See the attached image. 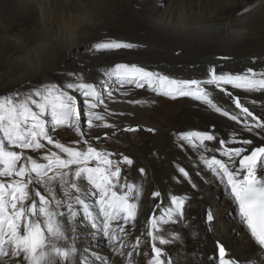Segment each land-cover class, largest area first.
<instances>
[{
  "label": "bare ground",
  "instance_id": "6f19581e",
  "mask_svg": "<svg viewBox=\"0 0 264 264\" xmlns=\"http://www.w3.org/2000/svg\"><path fill=\"white\" fill-rule=\"evenodd\" d=\"M110 40L134 47H92ZM79 48L86 50L85 57L79 56L81 59L67 65L71 54H81L77 52ZM36 49L41 53L39 58ZM118 61L174 79L201 81L217 106L230 115L239 116L240 110L233 103L239 97L244 106L264 118V91L248 92L231 85L217 88L206 83L213 65L217 74H244L248 68L258 76L264 72V0H0V95L33 77V89L54 84L51 74L58 70L85 74L89 84L98 88L100 82L110 77ZM58 80L60 87L78 96L76 88L66 87L74 82L72 78ZM171 99L147 86L137 88L134 84L113 91L98 112L114 127L96 123L100 127L83 132L85 139L115 133L119 140L129 143L128 147L116 142L108 148L113 161H120L122 156L133 160L132 166L122 162L119 165L120 183L135 186L132 196L138 203L134 226H127L126 234H120L125 252L134 250L139 237L140 246L135 252L144 255H134L132 262L147 264L151 258V239L144 234L148 218L153 213L159 217L165 208L171 207L170 197L176 195L185 199L184 218L174 225H162L161 234L167 239L178 234L180 239L169 245H159L157 241L173 264H218L217 240L239 264H264L263 250L241 220L226 180L204 163V158L211 156L227 161L222 152L229 147L250 151L264 146V135L249 133L243 116L233 121L194 98L177 97L170 103ZM129 126L139 128L135 132L123 131ZM207 128L209 131H205ZM188 132H208L216 139L192 145L180 139L181 134ZM62 138L59 141L67 146L71 137L66 133ZM221 140L224 145L219 144ZM244 140L253 143L245 145ZM41 155L44 153H37L36 160L44 163ZM89 166H94V162ZM181 167L188 177L179 173ZM141 168L145 170L143 175ZM257 174L264 179V170L258 167ZM51 187L57 198H62L58 183ZM40 188L46 194L43 186ZM135 188L140 189L138 200ZM156 191L161 194L158 198L152 196ZM86 199L96 227L80 209L72 225L75 232L69 233L73 237L69 243L77 250L72 264H127L128 258L115 255L111 241L104 235L96 197ZM209 210L214 214L211 224L207 222ZM112 227L118 233L117 222ZM103 236L106 240H102ZM102 256L110 257L109 262L98 261Z\"/></svg>",
  "mask_w": 264,
  "mask_h": 264
},
{
  "label": "snow or ice",
  "instance_id": "6c2138e0",
  "mask_svg": "<svg viewBox=\"0 0 264 264\" xmlns=\"http://www.w3.org/2000/svg\"><path fill=\"white\" fill-rule=\"evenodd\" d=\"M244 11L247 12L248 9ZM92 47L96 50H119L132 48L134 45L110 40L97 42ZM34 52L39 58V49ZM209 73L210 78L206 83L217 88L231 85L248 92L264 91V72L258 76L252 68H248L244 74H217L213 65ZM109 75L122 84H134L137 88L147 86L157 94L172 99L194 98L210 106L215 112L230 116L233 121H239V116H243V123L249 133L264 135V118L244 106L239 97H235L233 103L240 110V114L230 115L228 111L217 106L201 81L174 79L136 64L124 63L116 64ZM66 87L76 88L85 97L88 127H100L94 121H104L105 117L95 109L105 104L103 94L89 83L71 82ZM106 95L111 98L112 92ZM105 111L107 112L106 106ZM46 116H50V121ZM80 116L75 97L56 84L42 86L23 95L13 90L0 96V264H72L77 250L69 243L73 239L69 233L75 232L72 225L80 209L92 218V226L96 227L86 199L88 196L96 197L95 202L103 217L104 235L111 241L113 253L126 256L127 264H133L132 258L136 254L143 257V252H135L140 246L139 237L133 245L134 250L125 252L126 245L120 235L126 234V227L134 226L137 220L138 203L134 202L132 196L135 186L120 183V163L132 166L133 160L122 156L114 164L112 153L91 146L88 139L83 140V144L87 145L86 150H80L79 147L66 146L49 135V122L53 127L68 126L80 132ZM103 127L111 128L114 125L105 123ZM138 128L139 126H129L123 131L135 132ZM80 134L83 136L82 132ZM107 135L105 133L106 137ZM180 139L192 145L196 141L204 145L205 141H213L216 137L208 132H188L181 134ZM42 141H46V144ZM75 143L79 145L81 142L78 140ZM243 143L251 145L253 142L244 140ZM219 144L224 145L225 141L221 140ZM46 145L53 146L59 152H45L41 157L44 163L37 162L32 155L25 152L29 150L36 153L45 149ZM222 156L227 157V161L211 156L204 158V163L220 175L221 179L226 180L230 195L238 205L241 220L250 230L255 242L264 248V179L258 178L257 174L258 167L264 170V146L254 147L250 151L229 147L223 150ZM93 162L94 166H89ZM139 172L143 175L145 170L141 168ZM179 173L184 177L189 175L183 167L179 168ZM54 182L58 183L62 198H57L56 190L51 187ZM81 182L84 186H81ZM40 186H43L46 194H42ZM160 195L158 191L152 193L154 198ZM139 196L140 189L135 188V200ZM170 200L171 207L165 208L159 217L153 213L148 218V227L144 234L151 239V258L147 264H173L171 256L157 246V241L159 245H169L180 239L178 234L173 235L172 239L161 234L162 225H174L185 215V199L172 195ZM61 208L65 211H61ZM213 221L214 214L209 210L207 222L211 224ZM113 222H117L119 234L113 229ZM119 222H122V226ZM216 246L219 264H239L238 260L228 256L225 245L219 240L216 241Z\"/></svg>",
  "mask_w": 264,
  "mask_h": 264
},
{
  "label": "rangeland",
  "instance_id": "374dc122",
  "mask_svg": "<svg viewBox=\"0 0 264 264\" xmlns=\"http://www.w3.org/2000/svg\"><path fill=\"white\" fill-rule=\"evenodd\" d=\"M156 1L157 2H161L162 0H156ZM126 14L128 15V13H126ZM77 52L81 53V54H77L78 56L77 55H73L75 52L73 54H71L70 59L67 61V65H70L73 62L81 59L80 57L84 58L85 56H83V55L87 54L86 50L83 49V48H79L77 50ZM116 63H120V62L118 61ZM70 74L71 73H67L65 71L58 70V71H55V72H53L51 74V77L53 79L52 80L49 79V80H51L52 83H54V84H56L58 86L60 84L58 79H71L72 78L73 81L77 82V83H89V81H87L88 77L85 74L76 73L77 75H75V76H72ZM60 77H62V78H60ZM35 83H36V80L33 77V78H31V80H27V81H24V82L20 83L18 86H16L14 88V90L19 91L21 93V95H23V94L33 90V88L36 87ZM131 85L132 84H128V83H123L122 84L119 80H117L115 77L110 75V77L107 78L104 82H100L97 85L98 86L97 90L103 94L102 98L104 99V101L106 103L108 101V98H109V97H106L107 96L106 94L108 92H112V93H113V91L117 92V91L123 89L124 87L131 86ZM12 91L13 90H11L10 92H12ZM7 93H9V92H7ZM0 96H2V94ZM73 96L75 97L76 104H77V106H78V108H79V110L81 112V116H80V132H77L74 128L68 127V126L53 127L51 122H49V124H48L49 135H51L55 140L59 141V140H62L63 139L62 137L65 136V134L67 133L71 137V140H70V142H68L67 146L80 147L81 148L80 150H86L87 145L83 144V140L85 139V137H84L85 131L90 129L88 127V125H87V119H86V113L88 112V107H87V103L85 101V97L82 95V93L80 91L78 93V96H76V95H73ZM172 102H174V99L170 100V103H172ZM183 103L184 102H182V104ZM99 109H100V107L95 109V111L98 112ZM167 115H168V113H167ZM163 116L166 117V115H163ZM45 118L48 119L49 121L51 119L50 116H46ZM94 123L95 124L96 123H101L100 125L103 126V124L108 123V122L106 120H104V121H94ZM205 131H209L208 128L205 129ZM81 132L82 133L84 132L83 136H81V134H80ZM97 137H99V139H96ZM72 140H75V141H72ZM78 140L81 142L79 145H77L75 143ZM88 142H89V144L91 146L96 147L98 150L105 151V152H108V153H110V150L108 148H111L113 146V144L116 143V142H118L119 144L126 145V146L129 147V143L127 141L119 140L118 136L112 135L110 133L107 135V137L105 136V133L100 134V135L98 134L97 136H95V137H93L91 139H88ZM42 143L46 144V141H42ZM105 149H108V151H106ZM49 150L59 152V150L55 149L53 146L46 145V148L42 149V151L38 150L36 153H32L31 151L27 150L29 152L28 153L26 152V154L32 155L34 157V159H36L37 153H44L45 154V152H47ZM130 151L136 152L134 149H130ZM113 162H118V160H115ZM227 224L228 223H226V225ZM101 238H102V240H106V238L104 236L101 237ZM109 259H110V257L102 256L101 258L98 259V261H102L103 263H108Z\"/></svg>",
  "mask_w": 264,
  "mask_h": 264
}]
</instances>
